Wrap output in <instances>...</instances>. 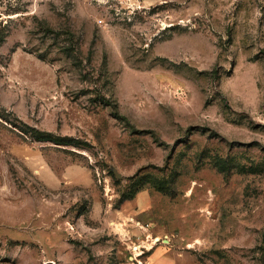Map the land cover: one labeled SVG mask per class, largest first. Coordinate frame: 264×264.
<instances>
[{
	"label": "rangeland",
	"instance_id": "374dc122",
	"mask_svg": "<svg viewBox=\"0 0 264 264\" xmlns=\"http://www.w3.org/2000/svg\"><path fill=\"white\" fill-rule=\"evenodd\" d=\"M0 264H264V0H0Z\"/></svg>",
	"mask_w": 264,
	"mask_h": 264
},
{
	"label": "trees",
	"instance_id": "16d2710c",
	"mask_svg": "<svg viewBox=\"0 0 264 264\" xmlns=\"http://www.w3.org/2000/svg\"><path fill=\"white\" fill-rule=\"evenodd\" d=\"M117 115V114H116ZM118 116V115H117ZM119 118H121L120 116H118ZM124 118V117H122ZM125 119V118H124ZM32 132L33 138L36 141L39 142H51L55 145H60V146H75L76 142L74 140H70L67 138H56V137H52L49 134L40 132L34 128H29Z\"/></svg>",
	"mask_w": 264,
	"mask_h": 264
},
{
	"label": "water",
	"instance_id": "95a60500",
	"mask_svg": "<svg viewBox=\"0 0 264 264\" xmlns=\"http://www.w3.org/2000/svg\"><path fill=\"white\" fill-rule=\"evenodd\" d=\"M113 173L115 174V176L117 177V178H120L121 176L115 171V170H113Z\"/></svg>",
	"mask_w": 264,
	"mask_h": 264
}]
</instances>
